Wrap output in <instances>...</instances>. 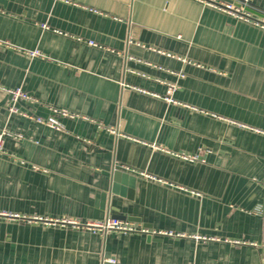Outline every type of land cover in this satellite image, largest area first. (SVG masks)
Wrapping results in <instances>:
<instances>
[{"label":"crops","instance_id":"obj_1","mask_svg":"<svg viewBox=\"0 0 264 264\" xmlns=\"http://www.w3.org/2000/svg\"><path fill=\"white\" fill-rule=\"evenodd\" d=\"M0 40L21 111L79 115L54 129L0 89V264H264V25L203 0H0ZM109 216L141 230L75 224Z\"/></svg>","mask_w":264,"mask_h":264},{"label":"built area","instance_id":"obj_2","mask_svg":"<svg viewBox=\"0 0 264 264\" xmlns=\"http://www.w3.org/2000/svg\"><path fill=\"white\" fill-rule=\"evenodd\" d=\"M209 5L222 9L228 13L235 14L239 18L248 21L254 22L256 24L264 25V11L257 10L251 3L250 0H233V2H229L226 0H203ZM236 2L239 3V6L236 5ZM258 13L259 15H255ZM0 45H6L7 47H13V43L7 40H0ZM30 56H42L40 50H32L27 51ZM175 87L171 85L170 90L172 91ZM0 89H3L11 94L12 96V104L10 105L9 109L13 113H21L26 116L33 117L37 122L46 124L54 129L62 130L64 129V125L60 120V117H77L79 116L77 113L70 112L67 109H61L58 107H51V114L48 117L42 116H33L29 115L26 112H23L19 109L17 103L19 101H31L35 102L36 99L33 98L31 95L27 94L22 90V88L16 89H7L5 87L0 86ZM111 131L115 132L114 129H110ZM6 134V131L0 134V152H2V142H3V135ZM192 159L198 158L190 157ZM4 214L0 211V215ZM82 225L86 228L92 229L97 232H101L103 234H108L110 231H121L125 233H133L138 232L141 230L140 228L136 227L133 223L121 220L119 218L109 216L105 220L102 221H87L85 223H75Z\"/></svg>","mask_w":264,"mask_h":264},{"label":"water","instance_id":"obj_3","mask_svg":"<svg viewBox=\"0 0 264 264\" xmlns=\"http://www.w3.org/2000/svg\"><path fill=\"white\" fill-rule=\"evenodd\" d=\"M226 1L233 2V0H226ZM236 5L239 6V3L236 2ZM127 93H128V90L125 92V95ZM127 179H129V176L126 175L125 173L118 171V170L113 172V181L114 182H120V181L127 182V181H129ZM131 184H133V183L131 182ZM130 196H132V195H130Z\"/></svg>","mask_w":264,"mask_h":264}]
</instances>
